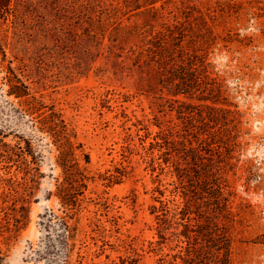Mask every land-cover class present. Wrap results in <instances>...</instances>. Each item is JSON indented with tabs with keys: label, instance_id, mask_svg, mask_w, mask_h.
I'll use <instances>...</instances> for the list:
<instances>
[{
	"label": "rangeland",
	"instance_id": "374dc122",
	"mask_svg": "<svg viewBox=\"0 0 264 264\" xmlns=\"http://www.w3.org/2000/svg\"><path fill=\"white\" fill-rule=\"evenodd\" d=\"M0 45L91 159L66 257L0 67V264H264V0H0Z\"/></svg>",
	"mask_w": 264,
	"mask_h": 264
},
{
	"label": "trees",
	"instance_id": "16d2710c",
	"mask_svg": "<svg viewBox=\"0 0 264 264\" xmlns=\"http://www.w3.org/2000/svg\"><path fill=\"white\" fill-rule=\"evenodd\" d=\"M7 55L0 45V67L7 70L5 77L9 86L8 95L18 100H25L28 108L23 110L29 116H36L41 124L40 131L46 133L53 141L58 151L56 163L62 169V179L57 178L56 196L63 205V217H59L54 212L44 215L47 217L46 226L58 225L62 230V243L66 248V257L70 256V240L74 238L77 230L71 224V220L77 215L81 207V197L88 190L90 177L87 173V165L91 163L90 156L84 153L82 144L76 141V135L63 118L62 114L53 107L45 105L35 98L26 83L16 75L12 67L7 65ZM179 93L184 94L186 86L183 83ZM27 150L23 154L32 155L31 143L25 140ZM7 146V144L5 145ZM84 161L85 165H82ZM56 220L57 222H54ZM44 224V223H43Z\"/></svg>",
	"mask_w": 264,
	"mask_h": 264
}]
</instances>
